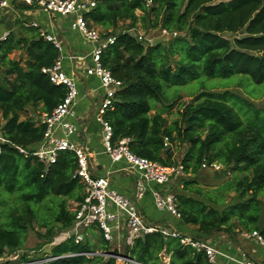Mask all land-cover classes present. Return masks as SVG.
<instances>
[{
    "label": "trees",
    "instance_id": "trees-1",
    "mask_svg": "<svg viewBox=\"0 0 264 264\" xmlns=\"http://www.w3.org/2000/svg\"><path fill=\"white\" fill-rule=\"evenodd\" d=\"M94 2L84 15L87 26L99 28L102 37H114L101 62L121 81L112 107L104 114L112 128V143L128 137V148L135 155L164 166H182L183 174L176 177L180 185L173 182L174 192L173 183L166 186L175 198L178 224L191 229L186 232L176 225L177 230L199 240L218 232L230 236L258 230L264 235V115L227 88L230 83L242 87L243 82L235 79L220 86H202L191 90L188 101L181 100L182 92L166 101L162 85H184L201 76L228 79L234 75L263 83L264 0ZM11 3L15 9L30 8L20 0ZM14 26L0 39V257L23 247L28 233L35 231L37 217L44 229L37 233L45 243L72 229L74 212L69 202L83 199V184L73 177L77 163L72 151L58 152L50 164L19 151L32 152L40 143L45 130L40 116L53 110L66 88L50 82L41 72L42 67L53 64L58 49L39 27L19 19ZM139 27L175 34L167 42L169 50L163 44L151 46L130 32ZM13 51L21 56L10 57ZM151 100L164 104L155 110ZM177 101L176 116L168 121L164 114ZM203 163L208 168L217 163L229 176L216 184L202 182ZM154 187L164 191L165 186ZM45 201L53 206L46 209L42 206ZM82 234V240L76 242L72 232L32 258L61 256L43 264H115L110 256L72 255L101 252L141 264H162L164 258L166 264H208L202 252L160 232L144 234L131 243L123 240L122 250L111 248L99 231V243L94 245L85 231ZM27 257L26 253L20 255L21 260Z\"/></svg>",
    "mask_w": 264,
    "mask_h": 264
},
{
    "label": "built area",
    "instance_id": "built-area-1",
    "mask_svg": "<svg viewBox=\"0 0 264 264\" xmlns=\"http://www.w3.org/2000/svg\"><path fill=\"white\" fill-rule=\"evenodd\" d=\"M12 0H0V13L12 7ZM30 7L40 9L48 14H57L59 16L71 17L70 27L77 30L83 38L92 44V50L89 53L90 65L85 68L88 76H94L98 79L100 87L103 90L102 99L97 108L95 118L101 127L102 142L104 152L111 161H124L128 169L137 173L135 181V190L132 198L126 197L110 187L108 175H94L90 164L91 155L83 146L71 139L76 132L73 123L66 120L67 116L72 114V108L76 103L78 95L76 83L73 78L66 75L61 65V44L53 35L42 32L44 38L51 42L59 51V55L50 66L42 67L41 72L44 73L50 82L63 85L66 88V94L59 103L49 113L44 112L40 116V122L45 124L42 140L37 147L28 152L19 148L24 155H31L44 162L45 164L53 163L58 152L69 150L76 157L77 167L73 173V177H78L83 184V199L74 203L73 212L74 220L72 232L75 241L82 240V231L86 228L94 227L98 229L102 237L106 241H118L125 237L127 243H131L144 234L152 232H160L164 237L178 239L183 245H189L196 251L202 252L208 264H222L221 259L232 261L236 264H256L246 253H242L240 258H235L213 243L207 240H199L191 237L189 234L182 233L175 227L169 228L159 224L146 221L143 214L138 208L137 201L140 199L150 185L168 186L176 177L183 174L180 164L173 166H164L155 161L135 155L128 148L130 139L128 137L121 138L116 144L112 143V128L107 120L104 119L105 112L110 109L114 102L116 91L121 87V81L116 79L111 72L102 65L101 55L104 49L113 43L114 37H102L99 30L88 27L85 20L87 13L93 6L94 0H20ZM28 25L38 27L35 22ZM7 32L0 35L3 39ZM141 39V36H138ZM150 42V41H149ZM202 167H207L204 163ZM221 166L213 163L210 168L218 170ZM154 206L159 211L178 218L179 214L174 203V195L168 192L152 189L150 187ZM239 236L243 239L253 241L259 248L264 250V235L258 230L250 232H240ZM16 254V253H15ZM10 256L7 264H43L44 262L57 259L61 256H43L39 259L28 256L26 260H21L19 256ZM104 255L123 260L126 263L141 264L128 257L116 255L113 253L84 252L72 255ZM4 253L0 257V263L4 261ZM66 256V255H65ZM15 261L16 263H13ZM168 261L164 258V263Z\"/></svg>",
    "mask_w": 264,
    "mask_h": 264
},
{
    "label": "crops",
    "instance_id": "crops-1",
    "mask_svg": "<svg viewBox=\"0 0 264 264\" xmlns=\"http://www.w3.org/2000/svg\"><path fill=\"white\" fill-rule=\"evenodd\" d=\"M5 9L0 13V35L4 32L15 28V19H19L28 25L35 22L41 32L55 36L61 44V65L62 70L69 77L73 78L77 88L76 103L72 108V114L67 116L66 120L73 123L76 127V132L71 139L76 143L83 145L90 153V164L94 175H108L110 187L118 193L132 198L135 190V181L137 173L128 169L124 161H111L104 152L101 127L97 122L95 115L97 108L102 99L103 90L100 87L99 81L94 76H88L85 73V68L90 65L89 53L92 50V44L87 42L83 36L70 27L71 17L59 16L57 14H48L40 9L30 7L27 10L10 8ZM157 189L154 185H150L143 196L138 199L137 205L146 221L159 224L165 227H176L189 232V227L178 224L179 220L167 214L164 211H159L153 203L151 188ZM168 187H164V189ZM98 232V229L90 227ZM88 230L86 228L83 231ZM212 234L208 240L216 247L222 246L223 252L240 258L242 253H246L253 262L264 261V251H261L256 243L248 242L247 248L241 245H231L229 241L222 239L221 233ZM222 264H236L232 261L221 259ZM257 264V263H256Z\"/></svg>",
    "mask_w": 264,
    "mask_h": 264
},
{
    "label": "rangeland",
    "instance_id": "rangeland-1",
    "mask_svg": "<svg viewBox=\"0 0 264 264\" xmlns=\"http://www.w3.org/2000/svg\"><path fill=\"white\" fill-rule=\"evenodd\" d=\"M10 8H13V6ZM10 8H8L9 13L11 12ZM137 13L140 14L139 11H137ZM95 29L99 30V28H95ZM130 32L134 33L138 36H141V39H145L148 42L153 40L154 38H157V37L161 36L162 34L166 33L164 31L160 32L159 30H152V29L148 30V31H144L141 27L137 28V30H130ZM170 37H168L164 41H161L158 44H163V47L166 50H169V46H168L167 42H168ZM174 47H176V46H174ZM166 52H168V51H166ZM20 56H21V53L19 51H13L10 54V57L15 58V59L19 58ZM176 57H177V55L174 56V58H176ZM170 62L172 64V60H170ZM235 79L236 80L240 79L243 82L242 87H236L235 84L230 83V84H228L227 88L233 90L236 93H239L241 96L248 99L254 105V108L258 109L261 112V114L264 115V82L261 84H254L253 82H251V80L248 78V76H245V75H234L228 79L206 78L205 76H201V77H199L195 80H192V81H190L184 85H177V86L174 85V86H170V87H168L165 83H162V85H163L164 94H165V96L167 95L166 101L172 100V98L180 92H182L181 95L183 96L181 100L188 101L190 99L188 94L191 92V90L197 91L202 86H204L206 88V87L211 86L212 84L220 86V85L226 84L230 80H235ZM214 89L218 90L219 88L214 87ZM180 101H177V103L171 109L170 113L164 114V116H166L168 121H171L173 118H175ZM165 103H167V102H165ZM151 104L156 105L155 110H158L159 107L163 106L164 102L151 100ZM182 151H183V148L177 153V155H176L177 158L181 157ZM221 168H222V166L218 170H213V169H210V167L209 168L204 167V169H202L200 172V174L202 176L201 181L208 183V184H216V183L220 182L221 180H225L229 176V174L227 172H222ZM182 177H187V176L183 175ZM177 181H178V178H175L174 180H172L171 183L174 182L177 184ZM174 183H173L171 189L175 188L176 184H174ZM178 185H180L179 181H178ZM174 190L175 189H173L171 192H174ZM11 200H12V197H10V200H9L10 203H11ZM69 203H70L69 209L72 210L74 203L73 202H69ZM42 206H44L46 208L48 206H53V204H51L49 201H45L42 204ZM263 208H264V201H263ZM40 213H38V214L40 215ZM41 222H42V220L39 219V217H37L36 221L34 222V230L35 231H30L28 233V235L24 241L23 247L19 250H16L13 253H7V256L4 257V261H2L0 264H7L8 262H10L9 260H13V259H9V258H10V256L13 257V255L15 253L19 257L22 253H26L28 256L41 255L43 252H46L52 244L58 243L59 241L68 237L72 233V229H67L63 232L56 234L50 243H45V239L41 238L37 233V232L42 233L44 231V229L40 228V226H39V224ZM85 232L88 234V238H89L91 244L94 245V244L99 243L98 232H96L93 229H88ZM220 233H221L222 239H225V241L226 240L229 241V243L231 245H233V246L234 245H241L244 248V250L247 248L249 240L241 238L239 236V234H232L229 236V235L225 234L224 232H219L218 235H220ZM123 240H125V237L123 239L120 238L118 241H115V240L111 241L110 242L111 248H117L119 250H122L123 249V246H122ZM217 247L220 249L223 248L220 245ZM13 263H16V262L13 261ZM256 263L261 264L259 262H256ZM115 264H125V262H123V260L120 261V260L116 259ZM162 264H164V263H162Z\"/></svg>",
    "mask_w": 264,
    "mask_h": 264
},
{
    "label": "water",
    "instance_id": "water-1",
    "mask_svg": "<svg viewBox=\"0 0 264 264\" xmlns=\"http://www.w3.org/2000/svg\"><path fill=\"white\" fill-rule=\"evenodd\" d=\"M175 34H168V33H164V34H162L161 36H159V37H157V38H154L153 40H151L150 41V45L151 46H154V45H156V44H158V43H160L161 41H164V40H166L168 37H170V36H174ZM171 153H172V151H171Z\"/></svg>",
    "mask_w": 264,
    "mask_h": 264
}]
</instances>
